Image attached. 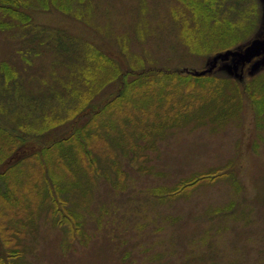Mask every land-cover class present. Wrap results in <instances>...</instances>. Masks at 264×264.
Listing matches in <instances>:
<instances>
[{
  "label": "rangeland",
  "instance_id": "1",
  "mask_svg": "<svg viewBox=\"0 0 264 264\" xmlns=\"http://www.w3.org/2000/svg\"><path fill=\"white\" fill-rule=\"evenodd\" d=\"M15 1L19 11L7 13L1 7L10 0H0V67L4 61L17 67L25 85L0 86L4 103L22 97L18 104L26 112L28 97L48 93V84L62 90L60 77L69 76L74 49L105 54L125 74L148 68L209 71L229 79L225 95L232 100L200 99L203 106L178 123H165L158 133L152 119L148 129L143 127L150 132L147 139L137 138L143 130H133L120 146L100 150L99 168H106L108 176H90L87 193H74L68 205L74 211L71 222H81L80 231L72 223H57L49 206H42L21 236L13 234L8 250H18L16 255L0 241V264H264V118L251 101V94L264 101V37L244 47L198 54L191 48L203 42L186 39L192 23L180 0ZM258 1L259 12L249 16L263 20L264 0ZM249 3L243 2V10ZM19 12L27 20L21 21ZM59 37L76 43L54 45ZM34 46L39 52L30 59L28 49ZM134 79L130 74L113 79L89 107L100 110ZM73 126L65 123L53 136L69 134ZM0 128L18 145L7 160L45 142L22 134L8 116H0ZM195 176L202 179L194 187L171 192Z\"/></svg>",
  "mask_w": 264,
  "mask_h": 264
},
{
  "label": "trees",
  "instance_id": "2",
  "mask_svg": "<svg viewBox=\"0 0 264 264\" xmlns=\"http://www.w3.org/2000/svg\"><path fill=\"white\" fill-rule=\"evenodd\" d=\"M77 1L81 4V0ZM246 1L248 0H237L233 3L231 0H225L230 2L225 4L224 0H180L190 14V23H192V26L187 28L191 33L184 34L186 39L203 42L202 46H199V42H195L197 45L194 43L192 52L209 55L226 49L244 47L248 40L262 37L264 19L252 17L259 12V1L249 0L247 9L243 10L242 4ZM16 3L15 0H10L7 6L1 8L7 13H17L19 10L13 6ZM60 7L65 10L67 6L61 3ZM230 10L238 15L231 16ZM239 13L243 14L244 18ZM18 15L23 22L29 17H25L22 12ZM54 41V45L63 48H68V45L71 47V44L76 43L67 42L63 37ZM28 52L31 59L39 50L34 46L28 49ZM37 55L39 53L35 57ZM72 55L76 61L71 70H67L66 74L69 76L60 77L62 90H56L53 84H48V93L36 98L28 97V102L24 106L26 112L20 110L23 106L18 104L22 97L18 98L19 96L14 95L6 103L0 100L1 117H10V122L18 126L22 134L45 141L41 146L35 145L36 148L30 152L24 150V154L15 155L14 157L17 156L15 160L14 158L7 160L6 157L13 154L18 145H15L16 142H9L10 137L12 141L15 138L13 139V136L0 128V141H2L0 164L4 166L0 169L2 182L0 241L4 250L11 256L16 255L18 251L8 250L16 239L13 234L21 236L27 225L35 219L37 209L42 206H49V215L54 216L57 223H72V229L76 232L80 231L81 222L77 220L71 222L74 211L68 205L74 193L83 196L87 193L90 176L96 177L100 174L108 176L105 167V169L99 168L100 150L109 146H112L113 150V147L120 146L123 141L133 137L131 134L133 130H143L137 138L147 139L150 132L145 131L144 128L148 129L152 119H156L153 130L158 133L165 123L169 121H172V124L178 123L186 114L188 116L190 111L199 105L203 106L199 102L200 99L205 102L218 100L221 103L220 97H224L228 104L232 100L225 95V84L229 83V79H220L217 74L209 71L195 74L171 68L154 71L148 68L143 72L125 74L121 73L120 68L105 54L96 52L85 54L74 49ZM20 73L17 67L4 61L0 67V86L11 88L24 86L25 82L22 81ZM129 74L135 75V79L128 82L125 88L119 89L114 98L108 99L107 103H101L98 108L100 110H92L89 107L93 96L100 93L110 81L113 79L119 81ZM159 76L167 80L162 84L153 83L152 80ZM205 94H210L212 98H204ZM251 96L258 117L264 118L263 99L258 95L251 94ZM133 97L135 104L131 106L130 101ZM51 98H53L52 102L48 100ZM37 110L39 114H36ZM224 115L222 113L218 117ZM84 118L86 119L82 121ZM65 123L74 125L73 130L61 137L53 136V130L62 127ZM161 124L163 126L157 127ZM24 137L19 139L23 141ZM5 149H7L6 154ZM112 157L113 153L110 151L111 161ZM118 171L117 168V173ZM209 177L206 175V178ZM201 179L195 176L185 180L171 192L186 191ZM9 251L15 253L10 254Z\"/></svg>",
  "mask_w": 264,
  "mask_h": 264
},
{
  "label": "water",
  "instance_id": "3",
  "mask_svg": "<svg viewBox=\"0 0 264 264\" xmlns=\"http://www.w3.org/2000/svg\"><path fill=\"white\" fill-rule=\"evenodd\" d=\"M262 37H264V35H263ZM262 37H261V38H262ZM261 38H260V39H261ZM253 41H254V39H253Z\"/></svg>",
  "mask_w": 264,
  "mask_h": 264
}]
</instances>
